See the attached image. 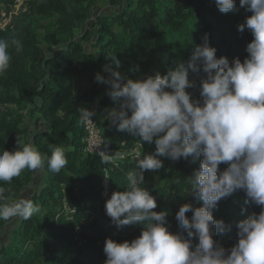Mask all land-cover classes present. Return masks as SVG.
Returning a JSON list of instances; mask_svg holds the SVG:
<instances>
[{"label":"trees","instance_id":"16d2710c","mask_svg":"<svg viewBox=\"0 0 264 264\" xmlns=\"http://www.w3.org/2000/svg\"><path fill=\"white\" fill-rule=\"evenodd\" d=\"M108 2L110 11L90 16L88 9L79 10L69 0H29L36 15L57 16L59 22L47 29L43 39L25 17H14L13 28L0 30V39L15 38L23 46L19 53L15 46L10 47V68L0 75V151L16 150L18 142L31 143L42 156H50L56 146L71 149L66 151L68 163L59 173L51 172L45 161L42 168L25 169L10 183L0 181L7 201L30 190L28 199L41 208L40 213L20 218L6 231L0 264H104L106 238L122 242L140 235L142 225L117 228L105 213L106 199L127 186L128 173L136 170L137 160L155 152V144L145 142L141 156L134 158L132 151L139 137L117 131L104 119L114 102L107 95L108 86L95 77L97 73L110 75L103 71L107 65L115 67L109 56L120 60L117 70L126 82L175 68L189 58L205 34L216 48L217 58L226 56L231 62L239 57L243 61L248 55L252 34L247 29L239 31L238 26L251 13L239 7V0L237 10L228 13L220 12L214 0ZM15 4V0H0V8L7 11ZM76 78H84L89 87L76 92ZM194 78L190 73L189 79ZM191 92L198 97L197 89ZM83 106L95 112L105 147L124 157L104 164L99 155L86 151L84 123L78 111ZM161 159L164 167L145 171V183L140 186L156 197L155 211L168 210L169 230L177 232L179 207L186 202L194 207L202 203L190 189L185 193L187 177L200 167V161L179 159L171 165L169 158ZM260 211L259 206L245 203L242 190L221 199L213 210L214 219L231 228L214 239L230 249L238 239V221L246 218L237 215ZM7 222L0 219V232Z\"/></svg>","mask_w":264,"mask_h":264},{"label":"clouds","instance_id":"9594fccd","mask_svg":"<svg viewBox=\"0 0 264 264\" xmlns=\"http://www.w3.org/2000/svg\"><path fill=\"white\" fill-rule=\"evenodd\" d=\"M214 3L222 13L237 10L236 0ZM239 7L251 15L238 30L247 29L253 37L243 61L217 58L205 34L186 61L163 75L157 72L123 82L116 55L109 56L115 67L103 69L109 76L96 74L98 83L109 86L107 95L114 102L104 119L117 131L138 136L142 145L155 144V152L138 159L136 170L128 173L127 186L105 201V213L117 228L139 224L142 229L131 241L106 238L104 264H264V0H239ZM12 46L17 53L22 51L20 40L0 39V75L10 68ZM190 73L196 78L189 79ZM188 89H197L198 97ZM78 111L82 121L95 115L83 107ZM18 144L16 150L0 151L2 182L10 183L25 169L38 170L45 161L53 173L68 163L70 148L56 146L50 156H42L31 143ZM161 157L200 161L187 177L185 193L190 189L202 203L179 207L177 232L169 230L168 210L155 211L156 197L140 186L145 171L164 167ZM221 164L226 167L221 169ZM239 190L245 193L246 204L261 211L238 221L237 242L225 249L214 236L231 226L214 219L213 210L221 199ZM4 192L0 187V219H30L41 212L31 199L7 201Z\"/></svg>","mask_w":264,"mask_h":264},{"label":"rangeland","instance_id":"374dc122","mask_svg":"<svg viewBox=\"0 0 264 264\" xmlns=\"http://www.w3.org/2000/svg\"><path fill=\"white\" fill-rule=\"evenodd\" d=\"M69 1L79 10L88 9L90 16H92L93 13H96V14L103 13V12L110 11V9H111L108 0H69ZM14 17L15 18L16 17H18V18H24L25 17L28 20V22H30L32 28H34L35 30H37L39 32V36L41 39L44 38L45 33L47 32V29L51 25H53L55 22H57V23L59 22L57 16H51L48 18H44V17L36 15V13L30 9L29 4L23 6L21 8L20 12ZM90 24H91V22L88 23V26ZM80 30H81V28H78L77 32H80ZM76 84H77V87H76L77 92H83L84 90H86L89 87L88 82L84 78L77 79ZM106 86H108V85H106ZM188 91L191 92V91H193V89H191V90L188 89ZM176 161L169 159V163L171 165L174 164ZM29 192H30V190H26L23 193V195L21 196V198H28ZM247 216L248 215H244V214H238L237 215V217H241V218H245ZM19 219H20V217H13V218H10L8 220L4 229H2L0 232V246L4 242H6V240H7L6 238H7L8 233H6V231H8L10 228L17 225Z\"/></svg>","mask_w":264,"mask_h":264},{"label":"built area","instance_id":"2783aa9c","mask_svg":"<svg viewBox=\"0 0 264 264\" xmlns=\"http://www.w3.org/2000/svg\"><path fill=\"white\" fill-rule=\"evenodd\" d=\"M15 2V7L10 11H7L3 7L0 8V30L13 28L14 16L20 12L23 6L28 5L29 0H15ZM83 108L87 107L83 106ZM91 119L92 120L83 121L86 134L84 138L86 151L99 155L104 164H106L105 160L108 161L107 163H114L118 158L124 157L123 154H115L113 151L105 147L102 128L99 126L97 119L94 117ZM141 147L142 144L136 142L132 151L134 158H139L141 156Z\"/></svg>","mask_w":264,"mask_h":264},{"label":"crops","instance_id":"0c3cea01","mask_svg":"<svg viewBox=\"0 0 264 264\" xmlns=\"http://www.w3.org/2000/svg\"><path fill=\"white\" fill-rule=\"evenodd\" d=\"M77 79H79V78H76V80H77ZM76 80H75V85H76V86H75V90H76V87H77ZM88 85H89V84H88ZM76 92H77V91H76ZM78 93H79V92H78ZM102 117H104V115H103Z\"/></svg>","mask_w":264,"mask_h":264}]
</instances>
